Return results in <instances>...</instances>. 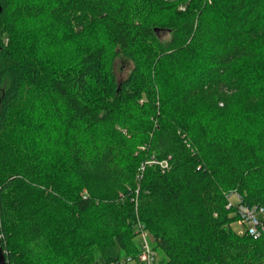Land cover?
Segmentation results:
<instances>
[{"label":"trees","instance_id":"obj_1","mask_svg":"<svg viewBox=\"0 0 264 264\" xmlns=\"http://www.w3.org/2000/svg\"><path fill=\"white\" fill-rule=\"evenodd\" d=\"M0 5L6 264H264V0Z\"/></svg>","mask_w":264,"mask_h":264},{"label":"built area","instance_id":"obj_2","mask_svg":"<svg viewBox=\"0 0 264 264\" xmlns=\"http://www.w3.org/2000/svg\"><path fill=\"white\" fill-rule=\"evenodd\" d=\"M241 198L236 192L227 195V203L225 209H229L236 204L235 210L238 216V224L247 235L257 238L264 235V207L256 204H243ZM140 251L134 260L130 263L136 264H156V255L150 247L146 232H140Z\"/></svg>","mask_w":264,"mask_h":264},{"label":"rangeland","instance_id":"obj_3","mask_svg":"<svg viewBox=\"0 0 264 264\" xmlns=\"http://www.w3.org/2000/svg\"><path fill=\"white\" fill-rule=\"evenodd\" d=\"M161 36H163V39H167V37H168V35H165L164 33H162ZM130 68H131L130 62L127 59H125L124 57L118 56L114 60V70H115V73L119 79L125 77L126 74L129 72ZM231 226L234 230H241L242 229V227L236 223L232 224ZM111 252H113V251H111Z\"/></svg>","mask_w":264,"mask_h":264},{"label":"water","instance_id":"obj_4","mask_svg":"<svg viewBox=\"0 0 264 264\" xmlns=\"http://www.w3.org/2000/svg\"><path fill=\"white\" fill-rule=\"evenodd\" d=\"M2 11V7L0 5V13ZM0 264H6L4 252L2 251V248L0 246Z\"/></svg>","mask_w":264,"mask_h":264}]
</instances>
